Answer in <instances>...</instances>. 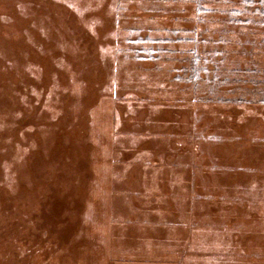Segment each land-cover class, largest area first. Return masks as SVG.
<instances>
[{
	"label": "rangeland",
	"instance_id": "obj_1",
	"mask_svg": "<svg viewBox=\"0 0 264 264\" xmlns=\"http://www.w3.org/2000/svg\"><path fill=\"white\" fill-rule=\"evenodd\" d=\"M198 2L0 0V264H264V105L202 102L264 27Z\"/></svg>",
	"mask_w": 264,
	"mask_h": 264
},
{
	"label": "crops",
	"instance_id": "obj_2",
	"mask_svg": "<svg viewBox=\"0 0 264 264\" xmlns=\"http://www.w3.org/2000/svg\"><path fill=\"white\" fill-rule=\"evenodd\" d=\"M198 13L201 14L202 17H206L207 15H220V17H218V19H215L213 22L221 26L222 30L220 31V34L227 41L228 38L226 36L230 34H241L242 36L243 31L254 34L257 28L264 27L256 26L251 23H243L246 21V18L250 17V14L248 12L235 11L232 9H205ZM242 13H246V17H241ZM238 18L242 19V21H238ZM203 23H205L204 20L198 21V24ZM225 40H221L218 43H224ZM247 43H249L248 45H250L251 48L249 49L250 51H244L245 61L241 63H239L238 61H236L235 63L232 62L229 66L232 65L234 67H232L231 69L224 68L222 70V73H226L228 70L229 72H227L225 76L223 75V78H220V76L213 74L204 79V82L206 83L205 87L207 90L204 93L205 101L202 100L203 103H212L216 105L222 104L223 106L238 105L239 107L245 106L244 108H247V106L249 105H264V101L261 100L264 99V62L256 61V54L254 53V49L256 47H261L263 45V41H254L253 39H251L248 40ZM239 44L245 46V44ZM213 45H216V42H213ZM240 55H242V51L240 52ZM224 59L227 64V57H225ZM243 66L247 67V69L240 68ZM229 86L230 89H227L225 92L224 88ZM233 86L235 87L234 91L231 88ZM224 92L226 93L225 97L223 96L225 95ZM233 95L235 97H233ZM255 98H258L259 100H256Z\"/></svg>",
	"mask_w": 264,
	"mask_h": 264
},
{
	"label": "trees",
	"instance_id": "obj_3",
	"mask_svg": "<svg viewBox=\"0 0 264 264\" xmlns=\"http://www.w3.org/2000/svg\"><path fill=\"white\" fill-rule=\"evenodd\" d=\"M247 4L243 10H238V9H232L235 11H243V12H248L250 14V17L246 18V21L243 23H251L256 26H264V0H245ZM216 9V8H215ZM204 10L201 8V3L198 2V9L197 11L200 12ZM238 21H242V19L238 18Z\"/></svg>",
	"mask_w": 264,
	"mask_h": 264
}]
</instances>
